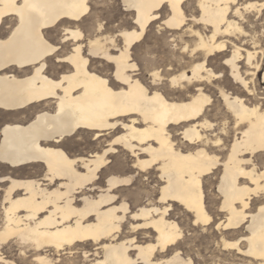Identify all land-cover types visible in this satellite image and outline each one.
<instances>
[{
	"label": "bare ground",
	"instance_id": "bare-ground-1",
	"mask_svg": "<svg viewBox=\"0 0 264 264\" xmlns=\"http://www.w3.org/2000/svg\"><path fill=\"white\" fill-rule=\"evenodd\" d=\"M121 2L0 0V264H264V0Z\"/></svg>",
	"mask_w": 264,
	"mask_h": 264
},
{
	"label": "rangeland",
	"instance_id": "rangeland-1",
	"mask_svg": "<svg viewBox=\"0 0 264 264\" xmlns=\"http://www.w3.org/2000/svg\"><path fill=\"white\" fill-rule=\"evenodd\" d=\"M90 6L92 8L94 7V10L90 11V13H87L83 17L84 21L79 22L80 27L82 28L84 33H86V35L91 34L93 26H94L95 21H96L95 18L97 16L103 22V24L109 28V30L111 32H115L116 29L119 27V25H121L123 27L132 26V21H133L132 15L129 14V11L125 10V7H124L123 3L121 2V0H90ZM249 15L251 16L253 21L257 22L259 20V15L255 11L251 12ZM165 32H166V30L164 28L161 29L159 27V22H158V24H157V22H154L153 25L149 28L147 34L145 35V40H146L145 42L146 43L144 45L142 44L141 47L136 48L134 51L135 54L140 55L142 53L141 50L142 49L144 50L145 49L144 46H146V45H150V46L151 45H158V47L160 48L161 51H163L165 54H168L169 48L164 45V40L165 39H171L169 36L171 34L170 33L164 34ZM59 36L60 35L57 32L52 34V37L56 41H58ZM158 38H159V40H158ZM156 40H157V43L155 42ZM160 41H161V43H160ZM164 49H166V50H164ZM263 73H264V70L258 76V80L260 82L261 90H264ZM216 96L218 98L219 94L216 93ZM214 98H216V97L214 96ZM81 135H80L81 137L77 136L76 139L78 137L83 138L86 136L84 133ZM90 147L92 148L91 145L84 143V144L80 145L79 147H77V146L72 147L70 150H72L71 152L74 154H80L81 152L89 151L91 149ZM82 149H84V150H82ZM28 170H29V172H28ZM7 172L8 171H1V169H0V176L6 174ZM31 172L35 173L37 175L42 174V171L39 168L33 169L32 167H28V168L26 167L25 170L24 169L15 170L13 172V175L15 177L25 178V177H28ZM24 175H26V176H24ZM210 180H212V178H210ZM207 193L209 195L208 201H209V204L211 206V211L216 216L218 214L217 209H218V205H219L220 201H219V199L216 198V195H215L217 193V189L215 187V184H213V185L209 184L208 185ZM176 212H177L178 217L183 216V213H180L179 211H176ZM219 217H221V215H219L218 218ZM180 219H182V221H183L184 230H185L184 234L186 235V239H185L186 243L189 242V243L194 245L195 249H198L199 245H197V243L199 240V243H201V248H203V250H204V254L208 257H210V255L212 256V252L217 250V245H216L214 240L218 239V232L215 230L214 226L210 230H208L207 232H205V231L203 232V229L201 227L197 228L198 230L193 232L192 230L187 229L188 227L185 225L186 218L183 216ZM196 238H197V240L194 241ZM196 246H198V247H196ZM205 249H206V251H205ZM208 252H210V253H208ZM13 253L15 254V257L19 256L17 246L13 247ZM65 256H67V255H64L62 257V261L60 264H70V259L68 258V256L67 257H65ZM21 262L23 264H31L29 261L24 263L21 260ZM79 264H87V263L80 261Z\"/></svg>",
	"mask_w": 264,
	"mask_h": 264
}]
</instances>
